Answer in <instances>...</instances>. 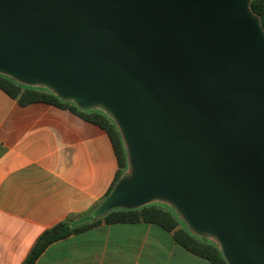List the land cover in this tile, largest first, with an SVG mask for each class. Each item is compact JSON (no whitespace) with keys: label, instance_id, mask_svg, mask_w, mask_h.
Masks as SVG:
<instances>
[{"label":"water","instance_id":"1","mask_svg":"<svg viewBox=\"0 0 264 264\" xmlns=\"http://www.w3.org/2000/svg\"><path fill=\"white\" fill-rule=\"evenodd\" d=\"M251 0H0V73L101 107L129 162L92 212L171 204L264 264V29Z\"/></svg>","mask_w":264,"mask_h":264},{"label":"crops","instance_id":"2","mask_svg":"<svg viewBox=\"0 0 264 264\" xmlns=\"http://www.w3.org/2000/svg\"><path fill=\"white\" fill-rule=\"evenodd\" d=\"M118 169L107 132L53 104L0 88V264H22L38 236L102 200ZM34 264H212L150 222L100 223L47 246Z\"/></svg>","mask_w":264,"mask_h":264},{"label":"trees","instance_id":"3","mask_svg":"<svg viewBox=\"0 0 264 264\" xmlns=\"http://www.w3.org/2000/svg\"><path fill=\"white\" fill-rule=\"evenodd\" d=\"M249 4L251 10L259 17L262 28L264 29V0H251ZM0 88L12 98L16 99L20 105H27L34 102L53 104L76 113L83 119L99 125L107 132L117 157L118 169L104 197L110 193L113 186L120 178L129 173L127 151L120 131L112 117L101 107L93 106L89 108H80L72 100L62 99L57 96L47 86L40 84H25L2 73H0ZM100 202L94 205L89 212L81 217L75 218V216H69L54 226L45 229L36 239L22 264H34L40 254L51 243L72 234L80 233L102 222L134 223L140 221L161 226L172 233L174 240L180 246L207 259L212 264H228L216 241H209L207 236L196 235L189 228L187 230L182 228L172 213L162 207L151 204L152 201L132 209L121 207L112 208L106 214L94 217L92 212Z\"/></svg>","mask_w":264,"mask_h":264},{"label":"rangeland","instance_id":"4","mask_svg":"<svg viewBox=\"0 0 264 264\" xmlns=\"http://www.w3.org/2000/svg\"><path fill=\"white\" fill-rule=\"evenodd\" d=\"M151 204L162 207V208L166 209L167 211H169L170 213H172L175 216V218L177 219L179 225L182 228H185L186 230L188 229L187 224L184 222V220L182 219V217L180 216L178 211L171 204H169L165 201H161V200H153ZM196 235H198V234H196ZM200 236H207V235H200ZM207 239L209 241L213 240L212 237H210V236H207Z\"/></svg>","mask_w":264,"mask_h":264}]
</instances>
